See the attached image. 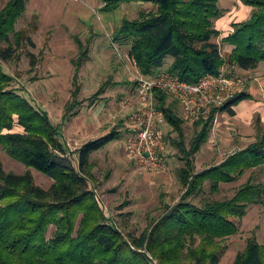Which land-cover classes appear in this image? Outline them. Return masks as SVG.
Returning <instances> with one entry per match:
<instances>
[{
	"label": "trees",
	"instance_id": "1",
	"mask_svg": "<svg viewBox=\"0 0 264 264\" xmlns=\"http://www.w3.org/2000/svg\"><path fill=\"white\" fill-rule=\"evenodd\" d=\"M27 1L11 0L0 11V145L9 157L46 175L53 184L47 190L39 187L29 171L7 172L0 160V264H182L184 259L191 264H220L227 248L218 243L239 232L237 222L250 206L264 207V181L259 180L264 125L255 120L257 136L251 145L218 165L194 172L193 157L210 137L215 111L194 122L195 135L185 144L186 120L169 106L168 93L158 92L156 105L178 134L172 143L182 161L178 175L185 191L148 235L129 241L110 224L89 188L91 154L120 135L109 131L83 144L76 151V168L60 141L59 127L47 112L17 94L12 77L1 67V62L18 57L23 42L30 41L16 31ZM218 1L103 0L102 10L113 11L122 3H151L155 8L141 11L134 21L122 20L113 32L114 41L129 49L128 57L141 75L162 71L170 57L172 64L166 71L192 84L206 74L219 75L224 66L247 71L264 63V0H242L251 13L246 21L233 24V32L221 40L234 48L227 55L217 44L221 33L215 22L225 14ZM74 94L78 95L77 90ZM247 99L245 92L236 94L220 111L232 116L233 107ZM16 124L24 133L11 132ZM247 172L251 176L231 197L210 199L203 206L192 202L204 187L217 194L220 185L238 182ZM50 227L55 229L49 237ZM245 244L233 264H264V244L255 236Z\"/></svg>",
	"mask_w": 264,
	"mask_h": 264
},
{
	"label": "rangeland",
	"instance_id": "2",
	"mask_svg": "<svg viewBox=\"0 0 264 264\" xmlns=\"http://www.w3.org/2000/svg\"><path fill=\"white\" fill-rule=\"evenodd\" d=\"M10 1L0 0V11ZM218 3L225 14L215 22V28L223 31L245 21L251 13V7H244L242 0H219ZM103 5V0H28L24 13L16 22V31L30 41L23 42L17 51L18 57L7 63L1 62V67L6 75L12 77V87L17 94L24 96L34 108L47 112L49 120L59 127L60 141L76 168V151L86 140L95 141L99 139L98 133L104 135L109 131L120 135L91 154L89 188L95 192L110 224L130 241L148 235L166 209L179 202L181 185L179 187L176 175L169 173L165 179L166 175L142 170L126 158L123 148V132L128 116L136 106L134 89L140 73L128 57L129 49L114 41L113 32L123 19L134 21L141 11L155 7L151 3L133 2L122 3L113 11H103ZM217 40L222 52L224 44ZM164 62L166 65L162 71L172 64V59L167 57ZM76 90L78 95L74 94ZM108 108L114 109L113 115L100 127H93L92 121L86 120L97 116L91 115L94 109ZM82 110L83 115L80 113ZM78 113L80 116L76 115ZM86 121L89 125L83 132L88 137L84 140L79 138L82 134L79 124L87 125ZM11 132L22 134L24 129L16 124ZM185 135L187 144L190 132ZM166 140V144L172 147V138ZM176 154L177 148L173 146L172 161L178 164ZM224 154L220 153L221 156ZM199 155L195 156L197 169H201L197 160ZM0 160L7 172L25 174L29 171L39 187L47 190L53 184L46 175L9 157L1 145ZM248 176L237 184L222 186L218 194H212L206 186L192 202L203 206L210 199L231 197ZM259 176V180L264 181V172ZM237 223L239 232L218 243L227 248L220 264H233L236 254L244 250L248 238L255 236L259 243L264 244L262 205L250 206L246 216ZM54 229L50 227L49 237ZM191 248H196V245ZM191 263L188 259L182 261V264Z\"/></svg>",
	"mask_w": 264,
	"mask_h": 264
},
{
	"label": "built area",
	"instance_id": "3",
	"mask_svg": "<svg viewBox=\"0 0 264 264\" xmlns=\"http://www.w3.org/2000/svg\"><path fill=\"white\" fill-rule=\"evenodd\" d=\"M238 70L236 65L224 66L219 75L206 74L192 84L180 81L166 70L150 76L139 74L134 89L136 106L123 132L126 158L150 174L165 171L167 147L162 127L166 121L156 105L157 93H168L181 105L184 118L190 123L207 118L212 111L216 117L236 94L243 92L245 81Z\"/></svg>",
	"mask_w": 264,
	"mask_h": 264
},
{
	"label": "crops",
	"instance_id": "4",
	"mask_svg": "<svg viewBox=\"0 0 264 264\" xmlns=\"http://www.w3.org/2000/svg\"><path fill=\"white\" fill-rule=\"evenodd\" d=\"M244 7H245V5H244ZM249 14H250V12H249ZM248 17H249V15H248ZM240 22H242V21H240ZM216 29L218 30V32L221 33L219 35V38H217L219 40H222V39L228 37V35H230L233 32L232 29L224 30V31H229L227 33H225L221 28L216 27ZM217 44H218V42H217ZM233 49L234 48L232 46L224 44L222 53L227 55V54L231 53L233 51ZM238 72L244 78L245 83L243 86V88H244L243 92H245L249 95V99L242 100V101H240V103H238L236 106H234L233 107L234 115H232V116H230L227 112H223V111L219 115H217L216 117L214 116L215 118H214V121H213V124L211 127V134H210L208 141L203 145L202 149L199 152H197L193 157L194 172H199V171H202L205 169H209V167H211L213 165H218L221 162H223L224 158H226L227 156L237 152L240 149L246 148L249 145H251V143H253L255 141V138L257 136V130L255 128V120L258 119L260 121V123L264 125V65L262 66V64H260L258 67L254 68V69H249L247 71L239 69ZM169 98L171 99V101L169 102V104H170L169 106H172L174 113L178 117L180 116V117L184 118L183 111H182V108L180 107V105L177 104L174 100H172V98L170 96H169ZM112 111H114L113 108L94 109V111L92 112L91 115L93 116L94 114H97V116H94V117L90 116L86 120L92 121L91 124L94 125L93 127L97 126V128H98L103 123H105L106 120L108 122L109 116L111 119V117L113 115ZM80 113L83 115L84 111L82 110ZM85 113L88 114L87 111ZM179 113H181V114L179 115ZM76 115L80 116L79 113ZM88 125H89L88 122H87V125L85 123L79 124V128L82 129L81 130L82 134L80 133L81 135H79V138H82L84 140L87 139L88 135H85L86 132L84 134L83 129H84V127H86ZM97 128H95V129L97 130ZM102 128L104 129L105 127L103 126ZM187 131L190 132L189 136L191 137L188 140V142H189L195 135V132H194L195 126L193 125V123H190L186 120L184 125H183L184 134L185 133L187 134ZM162 132L165 135V137H164L165 142L167 141L166 139L172 138V141H173V140H176V138L178 137V134L173 131L172 126L168 122H165V125L162 127ZM108 133H106V134H108ZM101 134L102 133H98L99 138L106 135V134H104V135H101ZM90 137H93V135ZM86 141L83 144L87 143ZM173 146L176 147L172 143V147ZM166 147H167V157H166L167 167H166L165 171H163L159 175L160 176L166 175L165 179L169 175V173L176 175L179 187L181 185V188H180L181 191L179 194L181 197L182 194L184 193L185 189H183L182 184H181L180 179H179V175H178V171L182 166V161L179 160V150L176 147L177 153H178V154H176L177 155L176 161H178V164H177L175 161H172V156H173V155H171L172 154V147H170V145H168V143L166 144ZM198 153L200 155L198 156L197 160H198V164H199L201 169L196 168L195 156ZM220 153H225V154L223 156H221ZM263 167H262V171H261L262 174L264 172ZM247 174H249V176H248V178H249L251 176V173L247 172ZM247 174H245L241 179H239L238 182L241 181ZM247 179L244 182H241L239 184V186L241 184L245 183L247 181ZM238 182L224 183V184L220 185V187H219L220 191L222 189L221 188L222 186L233 185V184H237Z\"/></svg>",
	"mask_w": 264,
	"mask_h": 264
}]
</instances>
